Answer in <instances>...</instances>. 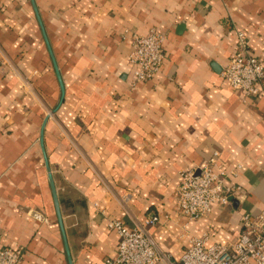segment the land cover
Masks as SVG:
<instances>
[{
    "label": "crops",
    "instance_id": "obj_1",
    "mask_svg": "<svg viewBox=\"0 0 264 264\" xmlns=\"http://www.w3.org/2000/svg\"><path fill=\"white\" fill-rule=\"evenodd\" d=\"M153 27L165 61L134 82L132 35ZM242 33L264 61V0H0V245L70 264L46 158L73 264H117L111 219L158 215L144 227L176 260L193 235L235 240L264 209V93L222 76ZM216 150L239 190L190 219L181 171Z\"/></svg>",
    "mask_w": 264,
    "mask_h": 264
},
{
    "label": "built area",
    "instance_id": "obj_2",
    "mask_svg": "<svg viewBox=\"0 0 264 264\" xmlns=\"http://www.w3.org/2000/svg\"><path fill=\"white\" fill-rule=\"evenodd\" d=\"M166 36L157 28L147 33H133L129 59L135 65L134 82L152 79L161 71L165 61ZM0 66H12L9 57L0 51ZM222 76L234 88L248 95L264 93V61L250 53L245 34L239 37V49L222 70ZM216 150L206 164L181 171L177 192V207L190 219L199 220L209 215L215 204L229 205L239 187L229 182L236 172H228L220 163ZM158 215L147 216L134 227L119 219H111L120 240L116 258L108 263L117 264H264V209L242 215L241 234L230 242H210L211 232L193 235L179 260L158 244L145 225H155ZM25 255L23 246H1L0 264H20Z\"/></svg>",
    "mask_w": 264,
    "mask_h": 264
},
{
    "label": "water",
    "instance_id": "obj_3",
    "mask_svg": "<svg viewBox=\"0 0 264 264\" xmlns=\"http://www.w3.org/2000/svg\"><path fill=\"white\" fill-rule=\"evenodd\" d=\"M46 164H47V169H48V172H49L48 173L49 174V180H50V184H51V187H52L54 202H55L56 211H57V216H58V219H59V222H60V225H61V229H62L64 238H65V242H66V248H67L68 255H69V263L73 264L72 256H71L70 249H69V245L67 243L66 231L64 229L62 212H61V208H60V202H59V197H58V193H57V189H56V184H55L54 177H53V174H52V171H51V167H50V164H49L47 158H46Z\"/></svg>",
    "mask_w": 264,
    "mask_h": 264
}]
</instances>
